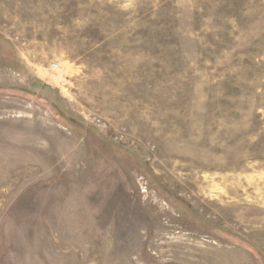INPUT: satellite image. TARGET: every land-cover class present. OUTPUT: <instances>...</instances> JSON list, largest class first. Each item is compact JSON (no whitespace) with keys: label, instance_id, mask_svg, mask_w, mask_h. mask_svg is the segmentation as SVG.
Listing matches in <instances>:
<instances>
[{"label":"rangeland","instance_id":"rangeland-1","mask_svg":"<svg viewBox=\"0 0 264 264\" xmlns=\"http://www.w3.org/2000/svg\"><path fill=\"white\" fill-rule=\"evenodd\" d=\"M0 264H264V0H0Z\"/></svg>","mask_w":264,"mask_h":264},{"label":"built area","instance_id":"built-area-1","mask_svg":"<svg viewBox=\"0 0 264 264\" xmlns=\"http://www.w3.org/2000/svg\"><path fill=\"white\" fill-rule=\"evenodd\" d=\"M57 66H58L57 64H55V63L53 64V67H57ZM61 84L63 85L64 83H61Z\"/></svg>","mask_w":264,"mask_h":264}]
</instances>
